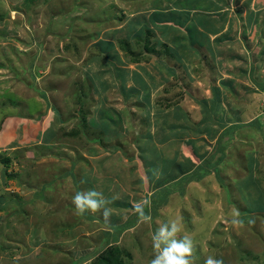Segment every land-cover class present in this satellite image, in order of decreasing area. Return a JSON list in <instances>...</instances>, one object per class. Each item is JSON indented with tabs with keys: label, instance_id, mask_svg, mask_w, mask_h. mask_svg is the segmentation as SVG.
I'll list each match as a JSON object with an SVG mask.
<instances>
[{
	"label": "rangeland",
	"instance_id": "1",
	"mask_svg": "<svg viewBox=\"0 0 264 264\" xmlns=\"http://www.w3.org/2000/svg\"><path fill=\"white\" fill-rule=\"evenodd\" d=\"M183 1L0 0V161L29 183L0 175L2 196L28 200L0 209V264H72L112 246L149 264L170 220L191 236L193 264H264V0H214L206 17V0ZM124 42L147 45V60L127 61ZM84 111L80 138L51 122L69 129ZM83 173L107 221L75 214ZM30 181L44 195L34 204Z\"/></svg>",
	"mask_w": 264,
	"mask_h": 264
},
{
	"label": "clouds",
	"instance_id": "2",
	"mask_svg": "<svg viewBox=\"0 0 264 264\" xmlns=\"http://www.w3.org/2000/svg\"><path fill=\"white\" fill-rule=\"evenodd\" d=\"M71 203L74 206L76 215H83L89 210L95 213L101 209H103V217L106 221L111 215V209L105 207L108 201L101 192L95 189L77 192L72 197ZM134 207L139 213L141 222L151 220V217L145 215L139 204ZM236 222L235 220L233 221V223ZM180 232L181 226L176 220H170L158 227L152 236V246L155 254L149 264H193L191 259L194 247L193 240L187 234L177 238ZM204 264H224V262L222 259L207 256Z\"/></svg>",
	"mask_w": 264,
	"mask_h": 264
},
{
	"label": "trees",
	"instance_id": "3",
	"mask_svg": "<svg viewBox=\"0 0 264 264\" xmlns=\"http://www.w3.org/2000/svg\"><path fill=\"white\" fill-rule=\"evenodd\" d=\"M185 1V2H184ZM183 2H184V4H188V0H184ZM175 2V1H174ZM177 1L175 2V5H177ZM181 5H182V3H181ZM215 6H218V5H215ZM217 8H219V7H217ZM159 10V9H158ZM210 13V12H209ZM208 12H206V13H204L203 14V16L204 17H206L208 14H209ZM167 14V13H166ZM175 14H174V12H172V13H169L168 14V16H165V15H159L158 14V16H157V19L155 20V21H159V20H164V21H166V19H170V20H172L171 19V17L172 16H174ZM175 17V16H174ZM172 22V21H171ZM206 26H207V24H206ZM135 39V38H134ZM145 40H147V42L146 43H149V41L148 40H150V38H145ZM131 42L129 43V42H124L123 44H121L120 43V47H121V49L124 51V53H125V58H126V60L127 61H129V62H136L137 60H140V59H143V60H145L146 58L145 57H141V55L142 54H144L146 51H148V46L147 45H144L143 46V52H136V51H132L131 50V48H132V46H131ZM147 60V59H146ZM126 61V62H127ZM113 64V63H112ZM113 66H116V68H117V72H118V69H120L119 70V75L122 73V68H118V65H115V64H113ZM121 78H122V76H120ZM123 80L121 79V83H123L122 82ZM260 87H261V89H262V91H264V82H262V83H259L258 84ZM79 99L81 100V101H79L78 103H79V105L81 106L82 105V99L84 98L83 97V94L82 93H80L79 94ZM54 113H55V110H54ZM55 115H56V113H55ZM58 117H59V115H57ZM51 122H54V125H56L57 126V124H60V126H57L59 129L58 130H62V132H63V137H66L67 138V136L66 135H68V136H72V137H76V138H80L79 137V135L80 134H82V132L84 131L83 129H85V128H87V114H86V111H84L83 112V115H82V117H81V121H80V123L79 124H73V125H71V127L69 128V129H66L65 128V126H66V124H62L61 122H60V118H59V120L57 119V117L55 116V117H53V119H51ZM254 122H259V119H258V117L254 120ZM81 124V125H80ZM261 126V125H260ZM47 130L50 132L51 131V133L53 134V135H57V130H55L54 128H51L50 126H49V123L47 124ZM86 131V130H85ZM64 133H65V135H64ZM81 136V135H80ZM33 160V158H30V161H32ZM33 162V161H32ZM8 167H10V161H9V158L8 157H5V158H3V160L2 161H0V175L1 176H3L4 178H7V179H17L18 180V182L20 183V185H22V186H24V187H27L28 186V178L25 180V181H23V180H21L20 178H18L17 176H18V174H13V173H11V172H8ZM71 172V174L74 176L75 175V173H73L72 171H70ZM29 174H30V172H29ZM84 176H85V174H84ZM91 179L92 178H90L89 177V181H91ZM5 180V179H4ZM93 181H94V179H93ZM93 181H91V182H93ZM4 184H8V181L7 180H5L4 181ZM32 183H31V181H30V185H31ZM92 184V183H91ZM51 188H53L52 187V185L50 186ZM169 187H171V186H168L167 188H169ZM28 188H31V186H29ZM92 189V188H91ZM174 191H176V189H173V192ZM35 197L34 198H31V203L33 202V204H34V202H35V200L36 199H38V198H40V197H44V195H40V194H36L35 193V195H34ZM26 202H28V200H26V201H21V200H19V198L16 196V197H10V198H8L7 199V197L6 196H2L1 194H0V209L1 210H6L7 208H9L10 206L11 207H13V208H16L15 207V204H19V205H21V206H23L24 204H26ZM162 202V201H161ZM21 210L22 211H20V212H22V213H24L25 212V210H23L22 208H21ZM123 249L122 248H120V247H117V246H112V247H110V248H108L107 250H105V251H103V252H101V253H98L95 257H93L92 259H90V261H88L89 263L88 264H124V261H123ZM72 264H79L80 263V260L78 259H75V260H73L72 262H71Z\"/></svg>",
	"mask_w": 264,
	"mask_h": 264
},
{
	"label": "crops",
	"instance_id": "4",
	"mask_svg": "<svg viewBox=\"0 0 264 264\" xmlns=\"http://www.w3.org/2000/svg\"><path fill=\"white\" fill-rule=\"evenodd\" d=\"M209 2H210V4H208L207 3V0H206V10H208L207 12L209 13L213 8V6H212V4L214 3V5H215V3H217L216 1H214V0H209ZM216 5H218V3L216 4ZM218 7H219V5H218ZM215 19V18H214ZM216 20H212L211 22H215ZM155 22V21H154ZM211 22L210 23H208L207 24V26H205L206 28H208V27H210V24H211ZM164 21H162V20H159V24L158 25H156L157 27H164ZM215 25V24H214ZM172 26L174 27V25L172 24ZM209 30V29H208ZM157 40V39H156ZM180 57H182V56H180ZM109 61H111V60H109ZM117 61V60H116ZM116 61H112V62H114V63H117ZM257 83L259 84V83H262L261 81H257ZM212 114V113H211ZM258 116H256V117H254L251 121H253V120H255L256 118H257ZM236 124H239V122L236 120V121H234ZM238 126V125H237ZM230 133V132H229ZM228 133V134H229ZM232 137V136H231ZM230 137V138H231ZM191 140H193L192 138H190ZM187 141L189 142V139H187ZM228 149V148H227ZM225 150H226V148H225ZM225 150H223V151H225ZM195 154V153H194ZM226 151H225V153H223V158L226 156ZM193 156V153H190L189 151H188V157H189V159L191 158ZM190 161H186L185 163H189ZM94 164V163H93ZM250 169V168H249ZM85 170H87V169H83V171L85 172ZM89 171H90V174H92V173H94V169H89ZM77 174V173H76ZM183 174V172H182V168H181V171H178V172H176V171H173L172 173H171V175L170 176H168V177H166L167 179H169V183H164V184H162V185H160V186H165V187H167V186H171V185H173L175 182H178L180 179H181V176L180 175H182ZM82 177L84 176V173L81 175ZM104 176V175H103ZM158 176H160V174L159 173H157V178H158ZM178 176H180V177H178ZM84 180H85V186H86V189L88 190V189H91V188H93V186H92V184H91V181H89L88 182V180H86V177L84 176V178H83ZM101 180V179H100ZM32 182V181H31ZM54 182V181H53ZM74 182H76V181H74ZM61 185V184H60ZM60 185H58V186H60ZM95 185L97 186L98 184L97 183H95ZM31 186V188H29V190H31L33 193H34V195H35V193H36V190L37 189H34L33 187H32V184L30 185ZM159 186V187H160ZM52 189H54V188H52ZM34 190H35V192H34ZM175 192H177V191H175ZM172 193V192H171ZM155 193H153L152 194V196L154 195ZM33 195V196H34ZM32 196V198H34ZM116 198V197H115ZM165 198V197H164ZM112 204H114V206L113 207H115V205L117 204V202L116 201H114V202H112ZM117 226V225H116ZM97 254L95 253V254H91V253H86L83 257H81L79 260H80V262L81 261H83V260H85V262H87L88 263V261L90 260V259H92L93 257H95ZM79 256H82V255H79Z\"/></svg>",
	"mask_w": 264,
	"mask_h": 264
}]
</instances>
